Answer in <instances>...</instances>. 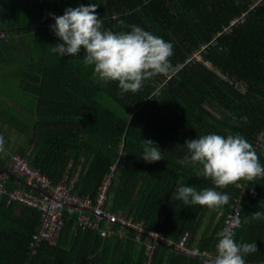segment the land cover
<instances>
[{
	"label": "trees",
	"instance_id": "1",
	"mask_svg": "<svg viewBox=\"0 0 264 264\" xmlns=\"http://www.w3.org/2000/svg\"><path fill=\"white\" fill-rule=\"evenodd\" d=\"M255 1L0 0V31L7 35L0 41V62L14 80L6 88L16 86L32 104L22 109L27 119H7L31 146L27 163L52 185L75 176L72 192L91 199L115 165L107 197L111 212L173 240L187 232L194 243L202 231L195 244L201 250L213 248L224 215L240 196L241 227L234 240L255 242L257 252L244 259L264 262V219L251 218L256 211L264 213V177L216 188L211 179L196 175L199 165L177 163L187 155L186 140L214 133L242 135L264 166V136L258 141L264 131V4L249 9ZM93 3L105 29L127 32L136 25L171 43L174 70L146 80L138 92L122 94L117 82L99 80L93 67L84 65L83 49L76 56L53 53L51 47L62 42L50 30L49 14L61 16L66 8ZM242 14V21L213 40ZM20 34L25 44L18 48L11 38ZM211 41L200 60L194 59ZM148 139L159 147L162 160L141 159V141ZM181 185L214 188L230 200L213 209L185 205L175 198ZM62 216L55 244L41 243L30 255L38 212L6 206L0 197V264H145L143 247L134 246L130 231L120 240L102 239L75 228V214L66 207ZM204 261L159 246L149 264Z\"/></svg>",
	"mask_w": 264,
	"mask_h": 264
},
{
	"label": "clouds",
	"instance_id": "2",
	"mask_svg": "<svg viewBox=\"0 0 264 264\" xmlns=\"http://www.w3.org/2000/svg\"><path fill=\"white\" fill-rule=\"evenodd\" d=\"M98 6L66 8L63 15H51L50 30L62 42L51 47L59 56H76L85 52L83 63L92 66L99 80L117 82L122 94L138 92L144 82L157 75H168L173 69L170 57L173 45L162 37L131 25L130 31L113 32L103 27L97 15ZM123 24V21H121ZM246 122L247 117H242ZM142 160L153 163L162 160L159 147L150 139L142 140ZM0 136V152L4 151ZM187 155L177 163L182 166L199 165L197 176L212 180L216 188H224L241 180L252 181L264 177V166L259 163L253 145L240 134H207L186 140ZM175 198L185 205L206 206L209 209L227 205L230 196L214 188L197 190L195 186H178ZM253 220L264 219V213H252ZM247 223V218L244 221ZM241 227L239 216L233 218L218 234L215 256L204 264H245L244 256L257 252L255 242L237 243L235 229Z\"/></svg>",
	"mask_w": 264,
	"mask_h": 264
},
{
	"label": "built area",
	"instance_id": "3",
	"mask_svg": "<svg viewBox=\"0 0 264 264\" xmlns=\"http://www.w3.org/2000/svg\"><path fill=\"white\" fill-rule=\"evenodd\" d=\"M263 4L264 0H256L249 6V9ZM243 16L244 14L229 21L227 26L222 27L221 31L216 33L213 40L221 34L229 32L233 26L242 21ZM6 39L7 35L0 31V41ZM208 45H212V41L201 46L200 50L193 54V58L200 60V52L204 51ZM263 136L264 131L258 136V141H262ZM114 171L115 165L108 168L97 187L94 198L91 199L87 196L79 197L72 192L75 176L72 178L63 176L57 184L52 185L37 169L31 167L24 158L17 154L12 155L7 170L0 171V197H4L6 206L17 204L38 212V225L31 234L28 244L30 255L35 253L36 248L41 243L55 244L63 224L62 209L66 207L69 212L75 214V228L93 231L99 238L120 240L124 237L126 231H130L134 246L143 247L145 264L150 263L153 252L159 246H164L191 258L210 261L215 256V245L218 238L211 250H201L190 242L187 232H184L178 240H173L158 231L148 229L141 221L124 217L120 213L111 212L107 197ZM9 174L22 179L31 189L24 190L18 187L11 190L6 189L5 182ZM240 203V196L233 200L232 207L224 215L220 231L233 218L240 216ZM245 264H264V262L245 261Z\"/></svg>",
	"mask_w": 264,
	"mask_h": 264
},
{
	"label": "crops",
	"instance_id": "4",
	"mask_svg": "<svg viewBox=\"0 0 264 264\" xmlns=\"http://www.w3.org/2000/svg\"><path fill=\"white\" fill-rule=\"evenodd\" d=\"M11 41L15 43L18 48L25 44V38L23 34L13 36ZM13 43H11L12 46ZM1 63L3 62H0V135L4 138L5 144L4 151L0 152V171H6L9 159L12 155L17 154L21 156V153L23 152L22 150L25 148L26 151H24V154L21 156L25 159L31 147L30 145L26 146L25 138L17 131V129L8 124L7 119L12 116L18 117L20 120L27 119L22 109L23 107L31 108L32 104L22 91L16 89V86L13 88L10 87L11 89L6 88V83L14 82V80L13 77L9 75L10 71H7V69ZM13 122L14 121H12V123ZM5 187L8 190L14 189L16 187L24 190L31 189L24 181H22V179L10 174L6 179ZM207 218L204 222L207 221ZM201 233L202 231H200L194 240V244H196L198 241Z\"/></svg>",
	"mask_w": 264,
	"mask_h": 264
},
{
	"label": "rangeland",
	"instance_id": "5",
	"mask_svg": "<svg viewBox=\"0 0 264 264\" xmlns=\"http://www.w3.org/2000/svg\"><path fill=\"white\" fill-rule=\"evenodd\" d=\"M206 66H208V67H210L208 64H205ZM113 193V190L111 189V191H110V194H112Z\"/></svg>",
	"mask_w": 264,
	"mask_h": 264
}]
</instances>
